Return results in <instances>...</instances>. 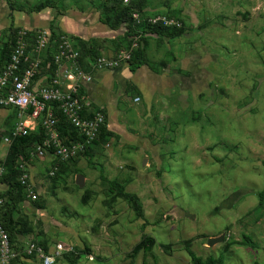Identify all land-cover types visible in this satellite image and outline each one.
<instances>
[{"label": "rangeland", "instance_id": "obj_1", "mask_svg": "<svg viewBox=\"0 0 264 264\" xmlns=\"http://www.w3.org/2000/svg\"><path fill=\"white\" fill-rule=\"evenodd\" d=\"M11 2L30 6L37 0ZM142 8L144 20L163 15L182 31L156 37L152 53L150 39L149 59L177 56L174 69L189 58L188 71H179L169 96L120 107L114 121L130 137H106L86 156L64 163L52 180L46 177L51 164L30 161L42 181L37 202L43 208L25 198L35 215L18 206L14 211L28 230L24 240L74 250L73 262L64 257L70 250L55 264H130L143 235L153 239L152 251H140L133 264H191L188 243L202 259L222 255L224 264H264V201L258 199L264 179V0H142ZM2 28L0 20V57L9 42ZM153 65L159 70L165 63ZM11 117L9 125L16 122ZM101 169L106 180L119 181L139 199L142 218L110 192Z\"/></svg>", "mask_w": 264, "mask_h": 264}, {"label": "built area", "instance_id": "obj_2", "mask_svg": "<svg viewBox=\"0 0 264 264\" xmlns=\"http://www.w3.org/2000/svg\"><path fill=\"white\" fill-rule=\"evenodd\" d=\"M114 1L127 6L132 0ZM145 10H132V20L137 25L146 21L165 28L180 27L178 22L163 15H153L144 20ZM125 31L126 28L122 26L118 34L122 35ZM29 40L27 30L19 31L8 61L0 69V111H16V122L10 135L2 138V143L9 147L12 138L26 136L41 127L47 138L32 148L30 157L66 162L76 158L97 139L100 126L106 118L101 109L91 108L80 92L81 86L90 80V76L79 62L80 56L74 42L64 35L54 40L50 31L44 30L35 31L32 41ZM137 46L134 42L129 51L121 50L111 57L100 55L95 58L92 66L95 70L127 65L130 51ZM50 51L51 60L45 62V56ZM137 100L134 99V102ZM56 111L78 132L81 141L62 142L56 130ZM4 130L5 125L0 123V132ZM6 153L0 155V180L4 174L1 163ZM16 164L20 172L18 181L24 187L27 198L30 201L37 200L39 193L29 163L19 157ZM57 168V165L52 167L48 175L53 176ZM3 194L0 191V208L5 201ZM16 246L11 243L8 232L0 222V264L30 263L31 256L40 264H55L58 257L71 250L61 243L46 252L34 242Z\"/></svg>", "mask_w": 264, "mask_h": 264}, {"label": "trees", "instance_id": "obj_3", "mask_svg": "<svg viewBox=\"0 0 264 264\" xmlns=\"http://www.w3.org/2000/svg\"><path fill=\"white\" fill-rule=\"evenodd\" d=\"M80 1L81 0H75L74 1L75 5L76 4L79 5ZM87 1L88 3L91 4L92 7H94L99 12V21L102 24L108 26L110 29L115 31H118L122 26L126 28V31L122 35H119V42L116 47V53H118L121 50L129 51V49L131 48L134 42L138 44L137 48H134L130 51V58L127 62V66L130 72H135L137 69L147 64L152 69L157 71L154 68V66H152L153 64L148 62L145 54L144 49H145V39L147 34L150 36L153 35L156 37H163L169 39L172 37L180 36L182 33V31L179 29L165 28L161 25H151L148 24L146 21L137 25L132 20L131 14H132V10L134 9L139 11L144 9L142 8V0H132L131 3L127 6H123L121 5L120 2L114 0H87ZM6 2L10 11L19 10L27 13L39 12L45 8H56V10L59 11V9L63 7L62 6L63 0H56V1L39 0L36 2V4L30 6H18L12 3L11 0H7ZM57 2L61 4L58 5ZM10 21L11 23L13 22L12 15H10ZM7 31H8L9 42L3 45V49L1 51V57H0V69L3 66V64L8 61L17 33L21 31V29H16L13 27V24H10ZM35 31L38 30L27 31L28 37L34 34ZM49 31L51 33L52 39L54 40L57 39L59 36H61V34L58 31H56L54 20L51 21L50 23ZM137 37L138 39L136 40ZM70 40L74 42L75 47L78 50L80 56L79 62L83 70L85 68L87 70V71L85 70V72L90 73L89 72L90 70L93 72L94 68H92L93 67L92 64L95 58L101 55L100 53H98L96 49L97 42L85 43L78 39H73V38H70ZM51 55H52L51 51L46 54L44 59L45 62L51 60L50 59ZM130 91L131 88L130 86H128V92ZM102 113H104V111H102ZM55 114L58 119L56 130L62 142L66 144L72 141H81V137L79 136L78 132L69 125V123L65 120V118H63V116H61L57 111L55 112ZM11 116L12 117L14 116L16 119L15 110H12L7 117L5 124L6 130L0 132V136H2L1 140L4 136L10 135V132L12 131V128L15 124V123H13V125L10 124L11 126L8 124ZM111 135L114 134L112 132L107 131L106 124L104 122V124L100 126L97 139L76 158L68 161H75L80 156H86L88 154L87 153L88 149H90L94 145H98L100 141ZM46 138L47 135L45 134V131L41 127H38L35 131L30 132L26 136L12 138L11 144L9 145V148L7 150L8 151L7 155L4 161L1 163L2 166L4 167V174L0 182L4 183L7 186V190L3 194L5 201L0 208V222L5 228V230L8 232L10 241L14 246L18 245V240H17L18 235H22L25 237L28 234V230L22 227L25 225H18V221L15 220L14 218L15 215L14 211L16 210L18 204L22 202L23 199L27 198L24 187L18 181V176L20 172L17 170L16 163L19 157H22L26 162L30 163V161L32 160V158L30 157V152L32 151V148L38 144H41ZM66 162H59L58 160H55L52 163V167L57 165L58 166L57 171L53 176H49L47 174L46 177L51 180L55 179L58 173L61 171L63 164ZM262 165L264 168V161L262 162ZM99 177L101 180H103L106 183L110 192L115 193L116 197L124 199L125 201L129 202L136 216L142 218L141 203L135 195L126 192L124 185L119 181L115 179L106 180L103 176L102 169L100 170ZM258 199L260 203L264 201V179H263L262 190L258 193ZM37 201H39V198L32 202H37ZM36 207L39 209L43 208V206H41L39 202L36 203ZM243 238L246 243H250L249 237L244 236ZM153 243H154L153 239H151L146 235H143L139 240V242H137L131 250L130 264L134 263V260L140 251H143L145 254L151 253ZM36 244L41 246L45 252L49 249V248L47 249V247H45L41 243H36ZM188 244L185 245V251L190 258L191 264H224V258L222 255H220L217 258L208 257L206 259H202L190 249ZM73 252L74 250L64 254V257L67 259L68 262H73L74 259L72 255ZM30 260L33 261L34 257L31 256ZM20 264H24V263H20Z\"/></svg>", "mask_w": 264, "mask_h": 264}, {"label": "crops", "instance_id": "obj_4", "mask_svg": "<svg viewBox=\"0 0 264 264\" xmlns=\"http://www.w3.org/2000/svg\"><path fill=\"white\" fill-rule=\"evenodd\" d=\"M74 1L75 0H63V7L59 9V11L56 10V8H45L39 12L31 13L19 10L10 11L8 6L4 7L1 5L0 20L2 21V29L7 30L10 24H13L14 28L21 30L49 31L50 23L54 20L56 31L61 35L78 39L85 43L97 42L96 49L98 53L107 57L115 55L116 47L119 42L118 31L112 30L108 26L102 24L99 21V12L92 7L87 0H81L79 5H75ZM57 4L59 5L61 3L57 2ZM10 15L13 17L12 23L10 21ZM150 39H153L154 42V44H150V53H152V48L155 49L156 40L158 38L153 35H146L144 50L147 60L152 64L157 62L161 63L163 61L165 66H162L161 69L155 71L148 64L140 67L135 72H130L127 65H122L116 69H95L93 72L88 73L90 80L83 83L80 88L81 94H83L86 102L91 108H98L104 111L107 131L119 136L121 140L124 139L123 136H125V134L127 135L126 137H130V134L127 132L126 126H124L123 123L119 120L116 122L114 121V118H119L118 115L121 113L120 107L123 106L124 108L126 103L131 104L134 99H138L136 103L142 100V102L147 105L155 96H169L175 87L179 85V71L184 70V74L188 71L187 65H189V58L184 60L180 59V62L178 61L179 64H172L174 69L170 67L171 63H174L177 59V56H170L169 62H166L165 59L160 60V58L155 55H150L149 59L148 46ZM128 86H130L131 95L134 97L128 96ZM9 114L10 111L1 110L0 123L5 125ZM1 147L5 146L1 145ZM5 153L2 151L0 155L2 156ZM42 161L51 164L47 172L48 174L54 160L47 158ZM29 165L31 175L36 182V190L40 196L42 181L39 171L30 163ZM6 190L7 186L1 183L0 191L4 193ZM19 207L21 209L20 211H23L24 214L35 215V209L29 207L26 201L23 200L20 202L18 204V208ZM17 238L18 244L25 242L24 236L18 235Z\"/></svg>", "mask_w": 264, "mask_h": 264}, {"label": "water", "instance_id": "obj_5", "mask_svg": "<svg viewBox=\"0 0 264 264\" xmlns=\"http://www.w3.org/2000/svg\"><path fill=\"white\" fill-rule=\"evenodd\" d=\"M76 183L79 184V185H83V178L81 176H77L76 177ZM223 239V237H219V238H210L207 240V245L208 246H213L214 244L216 243H219L221 242Z\"/></svg>", "mask_w": 264, "mask_h": 264}]
</instances>
